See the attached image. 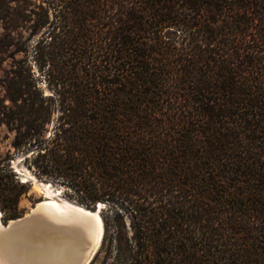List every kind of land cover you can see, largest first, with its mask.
Listing matches in <instances>:
<instances>
[{
  "label": "trees",
  "instance_id": "16d2710c",
  "mask_svg": "<svg viewBox=\"0 0 264 264\" xmlns=\"http://www.w3.org/2000/svg\"><path fill=\"white\" fill-rule=\"evenodd\" d=\"M14 19L48 93L20 81L4 122L38 178L104 204L91 264H264V0H0ZM28 183L0 160L4 223Z\"/></svg>",
  "mask_w": 264,
  "mask_h": 264
},
{
  "label": "water",
  "instance_id": "95a60500",
  "mask_svg": "<svg viewBox=\"0 0 264 264\" xmlns=\"http://www.w3.org/2000/svg\"><path fill=\"white\" fill-rule=\"evenodd\" d=\"M47 184L56 191L54 196H44L27 214L8 223L0 219V264H91L99 252L105 235L104 204L86 208L64 198L63 188Z\"/></svg>",
  "mask_w": 264,
  "mask_h": 264
},
{
  "label": "rangeland",
  "instance_id": "374dc122",
  "mask_svg": "<svg viewBox=\"0 0 264 264\" xmlns=\"http://www.w3.org/2000/svg\"><path fill=\"white\" fill-rule=\"evenodd\" d=\"M28 26L29 23L22 20H0V160L13 165L21 180L29 182L26 193L22 195L19 204L22 215L27 214L37 202L45 198V195L33 177L35 173L22 161L26 150L13 145L15 136L14 125L9 127L4 122L2 114L4 108L1 104L5 101L7 105H12L9 97L17 95L16 91L21 86L20 81L26 85H24V88H26L27 94L33 91L30 85L33 82L32 79L36 80L40 90L48 93L43 76L35 66L32 71L33 75L30 74V68L31 66L33 68L34 64L32 54L35 40L30 37ZM24 48H27V52L18 51ZM38 181L50 182L40 178H38ZM52 185L54 188L64 189V186L60 184L52 183Z\"/></svg>",
  "mask_w": 264,
  "mask_h": 264
},
{
  "label": "bare ground",
  "instance_id": "6f19581e",
  "mask_svg": "<svg viewBox=\"0 0 264 264\" xmlns=\"http://www.w3.org/2000/svg\"><path fill=\"white\" fill-rule=\"evenodd\" d=\"M19 170V169H17ZM34 179L38 182V185L41 187L43 190V193L45 196H54L55 195V190L50 186V184L39 182L38 178L33 175ZM26 181V180H23ZM47 198V197H46ZM52 216L56 217L55 215L51 214ZM2 218V211L0 210V219Z\"/></svg>",
  "mask_w": 264,
  "mask_h": 264
}]
</instances>
